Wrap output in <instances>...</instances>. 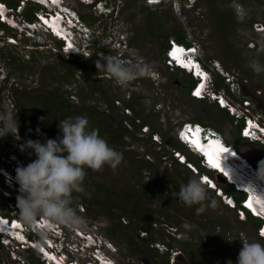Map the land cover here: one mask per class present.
Returning a JSON list of instances; mask_svg holds the SVG:
<instances>
[{
  "label": "rangeland",
  "instance_id": "1",
  "mask_svg": "<svg viewBox=\"0 0 264 264\" xmlns=\"http://www.w3.org/2000/svg\"><path fill=\"white\" fill-rule=\"evenodd\" d=\"M2 1L8 4L12 2ZM64 1L77 15H87L84 19L85 24L98 33L96 26L99 23L101 26L104 25L105 20L101 18L98 20L91 6L76 0ZM164 4L149 7L143 0H123L120 20L118 17L110 22L107 20L109 28L103 31L104 39L102 38L99 46L97 43L90 46L91 60L82 56L62 55L55 51L54 46H58L57 43L42 32H36L35 38L46 45L33 47L30 46L31 40L26 39L23 34L19 35L14 30L0 27V116H7L9 113L14 115L17 112L13 107L12 86L25 90L41 87L46 91H56L66 105L68 101L79 105L87 103L97 111L110 113L113 121L121 126L125 123L124 117L120 111L113 112L110 102L113 100L116 105L118 99L120 101L118 105L123 106L132 101L142 109L139 116L144 121L160 125L162 129L161 132L158 131L159 134L173 143L176 142V133L184 122L201 121L210 125L218 121L219 127L214 128L233 144L231 146L238 154H244L251 162L256 158L259 162L264 160V150L260 145L247 140L239 142L238 122L223 116L217 104L206 100L198 101L190 96L185 87L188 76L185 72L167 69L163 62L164 58L158 51L165 33L176 39V32H179L185 37L186 43H198L201 47L202 60L206 65H212L211 62L216 60L238 81L235 85L236 92L230 91L233 102L239 105L242 100L248 98L252 102V112L264 117V34L260 31L264 28V0H198L192 9L188 11L181 9L178 12L167 3ZM227 13L230 20L224 22L223 26L221 14ZM255 22L263 24H258L257 27L258 25H253ZM224 27L227 30H224ZM121 33L128 45L126 53L121 52L119 48H113ZM11 34H17L18 44L19 39H22L19 45L6 42L5 37ZM109 36L112 37V41ZM91 37L89 35V38ZM86 40L89 43V39ZM48 46L51 49H48ZM96 48L102 57L116 56L129 64L142 59L150 66L151 74L135 79L127 87H119L102 69L94 66L95 71L91 73L87 68L93 61L96 64L99 60L97 58L99 55L95 53ZM166 48L167 45L164 51ZM215 86L217 87V84ZM223 89L229 90V85ZM19 117H16L17 121ZM22 127V123L18 121L19 140L13 134L0 138V167L12 169L18 159L23 160L21 164L26 166L35 159V156L31 155V149L21 151L20 146L28 139L32 140V135L26 137L21 134ZM138 136L139 134L135 138L127 137L124 140L127 142L126 145L118 148L126 155L115 169L107 165L99 171L87 169L91 181H97L102 191L104 188L109 189L111 203L115 200L119 201L118 203L127 201L126 196L129 200L124 203L130 208L136 206L134 204L136 201L139 202L136 206L137 214L153 210L155 228L163 229L166 234L179 237L189 243V246H193L189 253L181 249L191 264H226L220 262L221 257L223 259L228 257L232 264H236L243 242L264 243V239L256 234L257 227L253 224L254 221H238L235 212L225 206L210 190L208 193L211 199L216 201L215 209L209 208L208 201H205L206 210L196 214L195 210L200 205L183 204L178 199L177 192L181 185L194 177L185 167L171 162L170 159H163L168 154V146L157 147L147 138L140 142L137 140ZM125 148L137 154L135 160L127 155L129 152ZM188 156L192 160L195 159L192 155ZM14 158L16 160H13ZM82 205L81 202L77 203V213L82 219L79 226L96 232L113 243L117 252H111L107 248L104 251L116 264H166L162 260L167 253L165 251L167 245L166 247L163 245L165 240L156 238L152 243L154 247L156 243L160 245L156 248L159 253H150L143 244L145 237H149L147 235L142 237L144 228L119 227L118 222L113 223L106 214L95 210L87 213L85 205V211L82 212ZM109 205L110 202L105 206ZM0 206L4 209L10 207L5 194L0 195ZM106 207H103V211L107 210ZM116 210L114 208L115 213ZM122 222L127 224L128 217L122 219ZM183 223L190 224V229H183L181 227ZM133 228L136 230L133 231ZM107 235L112 236L113 240ZM68 237L69 241L77 242L69 230ZM152 243L149 245L150 249ZM206 245H209V248ZM215 248L216 253L218 252L217 258L211 255V250ZM179 249L172 247L171 250ZM19 253L21 260L11 259L6 248L0 245V264H39L35 253L29 251Z\"/></svg>",
  "mask_w": 264,
  "mask_h": 264
},
{
  "label": "clouds",
  "instance_id": "2",
  "mask_svg": "<svg viewBox=\"0 0 264 264\" xmlns=\"http://www.w3.org/2000/svg\"><path fill=\"white\" fill-rule=\"evenodd\" d=\"M76 1L91 6L98 20L100 18L105 20L104 25L101 26L99 23L96 26L98 33L87 26L82 16L77 15L68 4H65L64 0H12L11 4L0 0V22L5 24L7 29L14 30L19 35L23 34L26 39L31 40L30 43L33 45L30 44V46L44 47L46 45L35 38L36 32H42L57 43L58 46H54L55 51L62 55L82 56L91 59L89 53L92 48L90 46H94V43L99 46L102 42L103 31L109 28L107 20L110 22L116 20L117 17L120 20L119 14L123 0ZM143 2L149 7L167 3L170 8L178 12L181 9L186 11L192 9L198 0H143ZM28 7L33 8L29 10L33 15L31 19L27 15ZM97 8H99L98 11ZM258 24L263 23L255 22L253 25ZM63 30L69 32L68 36H63ZM89 30L91 31L89 32ZM261 33L264 34V29L261 30ZM17 34L6 36V42L19 45L22 39H19L18 44L16 42ZM89 35L92 37L89 38ZM119 36L120 38L114 42L113 48H119L121 52L126 53L128 45L124 42L126 41L125 37L123 33ZM109 37L112 41V37ZM86 39H89L90 44ZM170 40L182 43V46L178 48L180 51L171 58L173 68H170L171 65L166 62V51H164L165 67L172 71L185 72L193 84L198 83L199 95L191 96L190 89L192 87L188 90L193 99L215 103L213 92L216 93L228 85V82L225 81L224 70L213 62H211L212 65H206L203 62L201 47L198 43L181 42L175 38ZM170 40L168 39L167 47ZM249 46L253 48V46ZM48 49L51 48L48 46ZM97 50L96 48L95 53L99 55L97 57L99 60L96 61V68L106 72L119 87H127L135 79L151 74L150 66L142 59H137L136 62L129 64L116 56L104 55L102 57V54ZM216 75L223 79L224 86H215L216 79L214 84V77ZM235 105L238 110L237 114L235 109L231 113L226 106L218 105V107L225 109L230 114L229 116L239 123L238 132L242 138L250 143L260 145L264 150V128L261 125L250 126L249 131L254 128L255 137L244 135L241 131V126L246 119L251 121L252 115L255 114L242 113L238 109L239 105L237 103ZM121 111L124 114L123 109ZM136 125H138L139 133L142 125L148 126L143 137L147 136L153 145L161 148L168 146V154L164 156V160L170 159L171 162L185 167L194 177L189 179L186 184L181 185L177 192V197L183 204L186 206L200 205L195 210L196 214L206 210L205 201H208L209 208L215 209L216 201L211 199L207 190L209 189L224 204L226 203L225 206L235 212L238 221L246 222L249 217L258 219L260 224L256 226V234L259 238L264 239V167H262L264 160L259 162L257 168L244 154L233 153V156L238 155V159L244 164V168L239 171L249 174L251 183L254 180L262 182L259 183L261 189L251 188V191H254L252 193L241 184L246 178L237 175L239 171L233 174L235 178L232 180L227 177L228 174L225 171L216 169L209 163L210 156L217 159L218 154H226L233 149L214 126L201 121L184 122L176 133L177 147H175L168 145L159 132L153 131L150 125L141 123ZM58 128L62 136H58L56 139L46 138L43 143L40 140L28 139L20 146L21 151L32 150L35 155L32 162L23 166L21 164L23 160L18 159L16 166L12 169L0 167V195L5 194V198L10 203V207L5 209L0 206V222L4 221L6 224V227L0 226V245L6 248L9 257L15 260L22 259L20 251L33 252L38 256L39 264H116L114 259L104 251L107 248L111 252H117L113 243L96 232L79 226L82 219L77 213L78 209L73 206V193L87 195L83 186L86 176L85 169L99 171L105 165L115 169L123 159L122 153L112 148L106 139L99 135L98 130L90 126L85 116L67 117L60 120ZM37 132L39 133V129ZM17 133L16 115L15 119L11 113L7 116H0V138L13 134L19 140L20 137ZM193 140L198 141L200 146L197 147L192 142ZM217 145L226 151H218ZM234 151L233 149L232 152ZM187 153L195 159H190ZM232 163L237 164L236 162ZM235 187L238 188L234 189ZM252 195L257 198L251 203L255 208L248 204ZM81 208L84 212V205ZM181 227L188 230L191 225L183 223ZM260 229L263 233H260ZM68 230L77 242L68 240ZM142 233V237L148 235L145 230H142ZM163 245L166 247L167 244L163 243ZM159 247L158 243L155 244V247L152 243L151 248L156 250ZM171 249L172 247L169 246L165 249L168 253L169 264H173L175 256L183 253L181 249L177 251ZM227 264H232V261H227ZM236 264H264V243L243 242Z\"/></svg>",
  "mask_w": 264,
  "mask_h": 264
},
{
  "label": "trees",
  "instance_id": "3",
  "mask_svg": "<svg viewBox=\"0 0 264 264\" xmlns=\"http://www.w3.org/2000/svg\"><path fill=\"white\" fill-rule=\"evenodd\" d=\"M210 1V0H209ZM29 10L33 9L32 7H28ZM28 10V9H27ZM27 15L29 18H33V15H31L30 11L27 12ZM83 19L87 18V15H81ZM222 20H223V26L224 22L230 20V15L227 14H221ZM0 27H5L7 26L5 24H2L0 22ZM224 30H227V28L224 27ZM159 37V36H157ZM176 39L181 42H185V37L181 35V33L176 32ZM170 38V35L165 33L163 35L162 41L159 43L160 48L158 49L159 54L161 57H164V47L167 45L168 39ZM91 60V59H89ZM95 63L93 61V64H90V66H87V68L90 69V72L93 73L95 71ZM188 76V75H186ZM216 84L217 87H222L224 86L223 79H221L219 76L216 77ZM193 82L188 76V80L186 82L185 87L189 90L190 87H192ZM12 98H13V107L17 112L14 113L13 118L15 119L16 117H19V120L22 123V129L21 134L24 136H30L32 135V140H40L41 143L44 142L46 138L49 139H56L58 136H62V133L60 132L58 128V124L60 120H63L67 117H76V116H85L87 117L90 126L97 129L98 133L100 136L106 139L108 144L117 150L118 152L122 153V156L126 155V153H123L121 149H118L119 147H122L126 145V141H124L127 137H136L139 134L138 130V125L135 124V119L139 118L141 120V124H148L152 128L153 131H159L161 132V127L160 125L157 126V124H153L152 122H147L142 119L140 115L142 109L136 105L134 102L126 103L123 106L129 107L132 109V115H125L122 113V107L115 105L114 101L112 100L110 102L111 108L114 113H121V115L124 117L123 120L126 121L128 120L134 127L133 129H129L124 123L119 125L118 123H115L113 121L112 116L110 113H106L103 111H97L95 107L92 105H89L87 103H81L79 104H74L72 101H68V105L62 100H60V97L56 93V91H46L42 89L41 87H36L30 90H25L22 88H18L17 86H12ZM189 93V91H188ZM82 100V99H81ZM204 101V100H200ZM87 104V105H86ZM219 112L225 116L226 118H231L227 111L225 109L219 108ZM225 113V114H224ZM24 116V118H22ZM159 119V117H158ZM157 121L159 122V120ZM211 126L214 127H219L220 122L215 121L210 124ZM37 129H39V133L37 132ZM25 137V138H26ZM164 137V136H163ZM138 141H143L145 138L149 140V138L146 137H137ZM239 138V142L242 140H245L239 135H237V139ZM164 141L172 146L177 147V143H173L172 141L166 139L164 137ZM227 142L231 145H233L230 141L227 140ZM235 143V142H234ZM126 147V146H125ZM129 153L127 155L131 156V159H136L135 153H133L132 150H129L125 148ZM32 152V150L30 151ZM29 152V153H30ZM31 155L34 157L35 155L31 153ZM140 160V159H139ZM138 160V161H139ZM148 164H150L147 161ZM253 164L258 168L259 161L256 158L255 161H253ZM86 171V176L84 179V189L85 193L87 195L81 193V194H76L73 193L74 196V207L77 209V203H82L85 205L87 213L95 210L97 212H101L103 214L108 215L112 222L115 223L116 221L118 222L119 227H132V226H140L144 228V230L150 235L148 238L145 237L144 239V247L147 249L148 252L150 253H159L158 250L156 249H150L149 245L150 243L156 241V238H162L163 240H167V246L169 247H177L180 249H184L189 253V249L193 246L188 245L189 243L184 242L183 239L176 238L170 234H166L167 232L163 229L160 228H155L154 224H156L154 215H153V210H147L145 213H136V210L138 209L136 206L138 205V201H136L134 204L136 206L134 207H128L129 205L124 202H128L129 198L125 196V199L127 201H119L115 200L111 203V198H110V192L109 189L104 188V191L101 190V186L97 183V181H91V177L87 175V169ZM209 191V189H207ZM230 192V191H228ZM231 193V192H230ZM110 202V205L106 207L105 205ZM103 207H106V211H103ZM114 208H116V213L114 212ZM125 217H128L129 222L127 224H124L122 222V219ZM250 221H254L253 224L255 226H258L260 224V221L256 218L249 217ZM141 229V228H140ZM136 229L133 228V231ZM110 239L113 240V237L107 235ZM165 241L163 243H165ZM116 242V241H115ZM209 248V245L207 246ZM216 248L215 250H211V255L214 258L218 257V252L216 253ZM166 256L162 260L166 262V264H169V257L168 253L165 254ZM222 257L219 258L220 262H225L227 264V261L230 260V258L225 257V259Z\"/></svg>",
  "mask_w": 264,
  "mask_h": 264
},
{
  "label": "built area",
  "instance_id": "4",
  "mask_svg": "<svg viewBox=\"0 0 264 264\" xmlns=\"http://www.w3.org/2000/svg\"><path fill=\"white\" fill-rule=\"evenodd\" d=\"M65 16L67 18V15H65ZM257 27H259V25ZM181 46H182V43L176 42L174 40H170V43L168 44V47H167L166 52H165V54H166V62L171 65L170 68H173V66H172L173 63H172V60H171V58H173V52L176 49L180 48ZM229 79H230V77L227 76V80H229ZM197 84L198 83H195V84L192 85V88L190 89L191 96L192 95H196L195 93L197 92ZM235 88H236L235 85L233 83H231L229 90L226 91L225 89L221 88L216 93L213 92V97H214L215 103L217 105L226 106L227 109L228 108L230 109L231 113H233L234 109H235L236 114H237V112H238L237 106L235 105V102H233V100H232V98L230 96L231 92H233L235 90ZM119 103H120V101L116 100V105H118ZM249 104H250V106H249ZM251 104H252L251 100L246 98L245 100H243L241 102V104H239V108H240L239 111H241L242 113L247 112L249 114H251V113L254 114L252 112ZM120 106L122 107V109L124 111V114H132L131 108L126 107V106H122L121 104H120ZM135 123L139 124V123H141V120L139 118H136L135 119ZM125 124H126V126L129 129H131V127L132 128L134 127L127 120L125 121ZM254 125H261L264 128V117H261L259 115H252L251 121L246 119V121L242 124L241 131L243 132L244 135H249V136L255 137L254 134H256V132L254 131V128L252 129V131H249L250 126H254ZM147 128H148L147 125H142L141 132L139 134L142 135V136H145V130ZM154 137L157 138V136H155V135H154ZM237 175H242V177L246 178V180L244 182H241V184L248 185L249 183H251V179L249 178V174L243 173L242 171H239V173H237ZM262 229H260V233H263V231H261Z\"/></svg>",
  "mask_w": 264,
  "mask_h": 264
},
{
  "label": "bare ground",
  "instance_id": "5",
  "mask_svg": "<svg viewBox=\"0 0 264 264\" xmlns=\"http://www.w3.org/2000/svg\"><path fill=\"white\" fill-rule=\"evenodd\" d=\"M97 10H99V8H97ZM102 10V9H101ZM262 29H264V28H262ZM261 29V30H262ZM260 30V31H261ZM259 31V30H258ZM68 34H69V32L67 31V30H63V36H68ZM213 63L216 65V66H218L219 68H221L222 70H224L222 67H221V65L218 63V61H213ZM224 72H225V81L226 82H228V85H229V89H230V84L231 83H233L234 85H236L237 83H238V81H236V78L235 77H231V74L230 73H228L227 71H225L224 70ZM227 76H229L230 77V79L229 80H227ZM235 81H236V83H235ZM227 85V86H228ZM236 89L237 88H235V90L232 92V93H235L236 92ZM243 101V100H242ZM249 106H250V104H249ZM239 110H240V108H238ZM232 149V148H231ZM232 151H233V149H232ZM231 150H229V152H226V154H224V153H222V154H218L217 155V159L216 158H214V157H212L214 160H215V162H216V164L218 165V167H215L216 169H220V170H223V171H225L228 175H227V177H230V179H234L235 177L233 176V174H235V173H237L238 171H239V169H243L244 167V164L242 163V161H240L239 159H238V155L237 156H233V153L235 154V153H237V152H232ZM238 154V153H237ZM223 155V156H222ZM231 156H233V157H231ZM232 159V161H230ZM232 162H236L237 164H234V163H232ZM244 162V161H243ZM242 165H241V164ZM237 169V170H236ZM226 177V176H225ZM229 182V181H228ZM259 183H260V180H254L252 183H249L248 185H244V188H246L249 192H252V193H254V191H251V188L252 187H255L256 188V190L259 188V189H261V187H259ZM262 183V182H261ZM260 183V184H261ZM261 186V185H260ZM238 187H235L234 189H237ZM264 188V187H263ZM255 199H257L256 197H255V195H252V196H250V198H249V201H250V203H248L250 206H252L251 205V203L252 202H254V200ZM253 207V206H252ZM253 208H255V207H253ZM0 226L3 228V227H6V224H5V222L4 221H1L0 222ZM1 228V229H2ZM5 229V228H4ZM84 261H86V260H84ZM104 264H106V263H104Z\"/></svg>",
  "mask_w": 264,
  "mask_h": 264
},
{
  "label": "snow or ice",
  "instance_id": "6",
  "mask_svg": "<svg viewBox=\"0 0 264 264\" xmlns=\"http://www.w3.org/2000/svg\"><path fill=\"white\" fill-rule=\"evenodd\" d=\"M179 51H180V49H176L175 52L173 53V55H175L176 52H179ZM177 59H179V57H177ZM195 94H196V95H199V90H197V92H196ZM192 142H193L197 147L200 146L198 141L193 140ZM217 150H218V151H226L225 149L220 148L219 145H217ZM205 154H207V153H205ZM209 163H211L214 167H218V165L216 164L215 160H214L211 156L209 157Z\"/></svg>",
  "mask_w": 264,
  "mask_h": 264
},
{
  "label": "water",
  "instance_id": "7",
  "mask_svg": "<svg viewBox=\"0 0 264 264\" xmlns=\"http://www.w3.org/2000/svg\"><path fill=\"white\" fill-rule=\"evenodd\" d=\"M196 100H198V99H196ZM198 101H200V100H198ZM173 264H190V263L184 257V254L181 253V254H178L177 256H175V261H173Z\"/></svg>",
  "mask_w": 264,
  "mask_h": 264
}]
</instances>
